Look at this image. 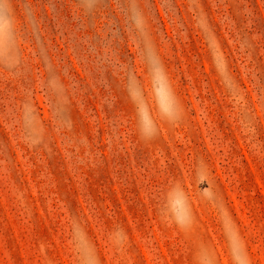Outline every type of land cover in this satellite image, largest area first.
Here are the masks:
<instances>
[{
    "label": "rangeland",
    "instance_id": "obj_1",
    "mask_svg": "<svg viewBox=\"0 0 264 264\" xmlns=\"http://www.w3.org/2000/svg\"><path fill=\"white\" fill-rule=\"evenodd\" d=\"M0 264H264V0H0Z\"/></svg>",
    "mask_w": 264,
    "mask_h": 264
}]
</instances>
